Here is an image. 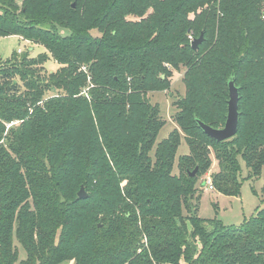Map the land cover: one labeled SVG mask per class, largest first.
<instances>
[{
    "label": "trees",
    "instance_id": "1",
    "mask_svg": "<svg viewBox=\"0 0 264 264\" xmlns=\"http://www.w3.org/2000/svg\"><path fill=\"white\" fill-rule=\"evenodd\" d=\"M263 11L264 0H0V36L43 45L59 65L43 80L45 54L0 60V264H264V207L239 227L197 205L184 214L209 149L219 193L241 195V160L247 179L261 176ZM191 33L204 35L197 51ZM182 65L190 153L176 176L181 132L156 143L166 123L148 94ZM233 80L238 133L217 142L198 120L225 126Z\"/></svg>",
    "mask_w": 264,
    "mask_h": 264
},
{
    "label": "rangeland",
    "instance_id": "2",
    "mask_svg": "<svg viewBox=\"0 0 264 264\" xmlns=\"http://www.w3.org/2000/svg\"><path fill=\"white\" fill-rule=\"evenodd\" d=\"M19 3H21V0H19ZM67 33L68 32L62 30L63 35L67 36ZM188 39L191 41L193 40V33L188 36ZM18 51L24 52L23 55L27 54L32 58H38V56L44 54L50 57L47 63L44 64L43 68L38 67L34 69V72L37 75H40V79H48L50 72H56L59 68L58 63L55 62L53 58H51L46 47L43 45L34 44L33 42L24 40L19 36H0V60H10L14 55L18 54ZM21 61L22 59L20 58L19 60H16L15 66H23L21 65ZM6 64L7 63H2L0 67L2 66L3 68L8 69L9 66ZM170 69L173 73V76L167 89L148 94L149 101L152 105L158 107L159 117L166 123V125L160 131L156 143H160L167 139L173 130L177 129L178 131L180 129L177 123V118L181 112L178 108V102L186 96L187 90L184 77L187 72V68L182 65L178 70H175L174 68ZM55 93L59 94L61 92H56L53 90L48 92L46 97H50ZM14 123L15 122H13V124ZM181 138V145L178 149L173 169V175L175 174L176 176L179 175V158L190 153L186 142V136L182 132ZM209 151L212 158V166L198 179L195 189L196 192L194 193V197L191 201V211L188 213L184 211V214H188L190 216L193 214L196 215L195 207L197 205L198 217L205 220H218L224 225L230 227H239L246 220H249L258 209L264 207L262 196L264 189V165L260 177L247 179L246 177L249 170L245 162L241 160L242 178H244L242 180L241 195H223L217 190L212 191L208 189V186L202 185L206 183L205 180L208 176H211L213 179L214 173L219 171L218 161L215 158V152L213 149H209ZM188 229L190 232L192 231L190 223H188ZM19 255L21 260L26 258V253L21 248V246L19 248ZM70 264H73V262ZM182 264L187 263L183 261Z\"/></svg>",
    "mask_w": 264,
    "mask_h": 264
},
{
    "label": "water",
    "instance_id": "3",
    "mask_svg": "<svg viewBox=\"0 0 264 264\" xmlns=\"http://www.w3.org/2000/svg\"><path fill=\"white\" fill-rule=\"evenodd\" d=\"M73 8H76V3H74ZM204 41V35H201L200 38L193 40L192 48L194 51H197L199 46ZM239 102H240V93L239 88L236 86L235 81H231L229 83V101H228V115L225 126L223 128H213L206 123L198 120V124L203 132L209 136L210 138L216 140L217 142H225L233 139L237 133L239 128ZM198 168L195 169L190 176H196ZM79 198L87 199L88 194L85 190V187L82 186L79 193Z\"/></svg>",
    "mask_w": 264,
    "mask_h": 264
},
{
    "label": "built area",
    "instance_id": "4",
    "mask_svg": "<svg viewBox=\"0 0 264 264\" xmlns=\"http://www.w3.org/2000/svg\"><path fill=\"white\" fill-rule=\"evenodd\" d=\"M262 18L264 19V11H263ZM205 181H206V183H204V185L208 186V189L209 190L214 191L215 190V187H214L213 180H212L211 176H208Z\"/></svg>",
    "mask_w": 264,
    "mask_h": 264
}]
</instances>
